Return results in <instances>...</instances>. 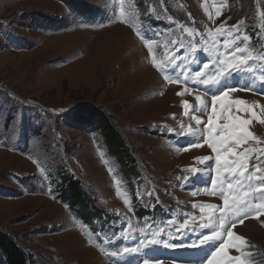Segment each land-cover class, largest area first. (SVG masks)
<instances>
[{"label":"rangeland","instance_id":"rangeland-1","mask_svg":"<svg viewBox=\"0 0 264 264\" xmlns=\"http://www.w3.org/2000/svg\"><path fill=\"white\" fill-rule=\"evenodd\" d=\"M227 1L0 0V234L38 264H207L214 246L191 245L201 234L211 235L198 225L217 222L225 209L222 196L211 194L215 153L204 143L211 94L218 89L192 82L189 56L202 46L225 51L223 42L233 36L224 29L241 20L240 32L232 33L247 34L248 50L264 56V0ZM122 7L136 13L135 23L115 19ZM153 58L172 79L164 78ZM213 59L204 54L196 69L208 61L214 72ZM251 62L256 78L234 72L227 83L261 89L264 60ZM154 72L160 87L157 79L149 83ZM257 92L232 94L218 102L217 112L230 105L228 99L250 106ZM159 100L164 106L156 105ZM255 104L254 111L264 106ZM86 107L101 108L118 131L104 135L102 128L75 121L74 113ZM228 111L251 120L254 138L236 149H252L251 169L264 149V124L249 113ZM216 122L227 121L218 115ZM117 142L124 145L127 166L112 155ZM197 143L202 146L189 147ZM205 156L211 159L197 160ZM70 182L80 185L99 214L100 208L108 215L120 212L117 224L105 227L118 230L97 235L79 222L75 204L63 197ZM231 230L245 238L248 264H264V215H250ZM154 238L182 246L150 243ZM124 247L138 251L111 255ZM227 252L242 254L234 246ZM0 264H6L1 251Z\"/></svg>","mask_w":264,"mask_h":264},{"label":"snow or ice","instance_id":"snow-or-ice-1","mask_svg":"<svg viewBox=\"0 0 264 264\" xmlns=\"http://www.w3.org/2000/svg\"><path fill=\"white\" fill-rule=\"evenodd\" d=\"M124 0H121V5H123ZM220 9L217 8V15H220ZM190 15V14H189ZM115 19H122L127 23L136 22L135 12H126L124 8H121L120 16L115 17ZM111 22V20L109 21ZM226 23V22H225ZM244 23L243 20L238 21L236 25L231 26L229 29V35L232 31L239 33L240 25ZM220 28H224V24L220 25ZM190 35H195V30H191ZM224 35L223 32L219 33ZM137 35L142 38H147L144 33L137 30ZM203 38V36L201 37ZM250 37L244 34L241 38L240 35L233 36L231 43L228 40L223 42L225 51L219 52L213 59V67L215 68V74L210 72H205L204 70L209 69V64L204 63L203 68L195 73V76L200 79V83L204 85H209L212 87L218 86V94H211V114L208 117L206 124L207 135L204 138V143L207 144L208 148L215 153V177L212 178L211 184L213 186V192L211 194L215 195L217 192L222 196L225 209L219 220L217 222L210 221L208 224L201 223L198 225L199 228H209L211 235L201 234L202 238L198 237L197 240L192 241L191 246L199 245H212L214 250L211 251L210 256L207 257V264H248L242 249L246 246L245 238L236 235L232 232L231 227H235L236 223L243 224L244 220L255 214L257 218L264 215V169L261 168V164H264V149H261L259 155L256 157V163L252 165L251 169L249 167V154L252 149L245 148L242 152L237 153L236 149L253 139V133L249 131L248 126L251 123L250 119L242 118L240 115H233L228 111L231 105H223L220 108L219 113L217 112L218 102L222 103L229 95L238 90L244 91H260L264 94V83L261 85V89L255 88L250 83H245L244 85H229L227 80L233 76V73L248 75L251 74L252 78H256V72L250 66H248L249 61H256L257 59L264 60V56L257 57L254 56L251 51L247 48V42ZM241 43L245 46L242 47ZM151 52V47H149ZM209 51V49H205ZM215 52V49L212 50ZM175 60V57L173 58ZM152 63L164 73V78L166 80L172 79L171 75L166 72L164 68L161 67L153 58ZM176 67H179L177 65ZM232 69L231 71L229 69ZM259 81L264 82V74L258 77ZM187 91V89H186ZM183 93H178L182 95ZM196 100L204 105H207L201 99L199 95L196 96ZM236 106H245L242 109L237 107V111H243L251 115L252 120H257L259 123L264 124V118L257 115L254 111L257 106L255 102L252 105L246 106L247 102L243 99H236L232 102ZM186 109L189 108L188 102L184 101L182 105ZM261 107V112L264 113V106ZM222 117L226 120V123L218 125L216 122L217 116ZM197 124L201 121L197 118ZM201 144H192L189 147H200ZM187 150V149H185ZM211 157H199V161H208ZM196 171V169H192ZM259 173V175H257ZM227 174V175H224ZM224 176L223 179L221 177ZM226 185V189H225ZM260 201V202H256ZM196 207V205H194ZM201 207H214L212 205H204ZM71 210V209H69ZM193 220L195 218L193 217ZM188 225V219L184 220V224L181 228ZM231 225V227H228ZM220 229L227 232L228 239L225 240L221 234ZM195 231V228L190 229ZM179 231V229H177ZM157 233H153L155 237ZM165 243L166 247H180L182 245H172L168 244L167 241H161L159 239H153L150 243ZM218 243V246H215ZM230 246H234L237 252H241V255L231 256L228 254L227 249ZM138 251V249H129L124 247L121 253L112 252V256L128 254L130 252ZM143 264H149L148 259L143 260ZM201 264L203 262L201 261Z\"/></svg>","mask_w":264,"mask_h":264},{"label":"trees","instance_id":"trees-1","mask_svg":"<svg viewBox=\"0 0 264 264\" xmlns=\"http://www.w3.org/2000/svg\"><path fill=\"white\" fill-rule=\"evenodd\" d=\"M86 108L89 109L84 110L83 108L82 111H76L74 113L76 119L75 121L78 123H82L83 121L90 127L94 126L96 128H102L101 132L104 135L111 133L113 129L118 131L112 124L109 123V120L106 118L108 116L101 108ZM116 137L118 138V136L115 134V138ZM111 149L112 152H114L112 155L117 158L123 166H127L129 158L124 151V145L122 147L120 142H117L116 146H113ZM126 152H128L127 149ZM65 196H68L67 199L71 201V204H75L76 217L80 218V220H83V222L93 228L96 233L99 232V230H102V233L105 235L110 230H113V226H110L109 228L105 227L109 224L112 225L113 223H117L119 220L120 212H111L108 215L100 208L101 214H99L96 206L94 205L95 203L90 200V204L86 200V194L81 191L80 185L78 183L70 182L69 187L65 189V195L63 197ZM0 251L3 254L6 264H38V262L34 260L33 256L25 251V249L19 246V244H17L12 239H9L2 234H0Z\"/></svg>","mask_w":264,"mask_h":264},{"label":"bare ground","instance_id":"bare-ground-1","mask_svg":"<svg viewBox=\"0 0 264 264\" xmlns=\"http://www.w3.org/2000/svg\"><path fill=\"white\" fill-rule=\"evenodd\" d=\"M144 55V54H143ZM138 74H140V72H138ZM137 77H139L140 78V75L139 76H137ZM154 79H157V80H159V82H158V87H160L161 85H162V83H161V81H160V79H159V77H158V75L156 74V72H154V74L152 75V79H150V81H149V83H154ZM165 86V85H164ZM168 86V85H167ZM157 87V88H158ZM161 96V95H160ZM161 97H163V96H161ZM166 102H162V101H158V103L156 104V105H158V106H160V105H163L164 106V104H165ZM89 251H90V248H89Z\"/></svg>","mask_w":264,"mask_h":264}]
</instances>
